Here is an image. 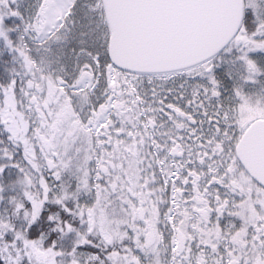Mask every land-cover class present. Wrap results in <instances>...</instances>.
Here are the masks:
<instances>
[{"label":"snow or ice","instance_id":"6c2138e0","mask_svg":"<svg viewBox=\"0 0 264 264\" xmlns=\"http://www.w3.org/2000/svg\"><path fill=\"white\" fill-rule=\"evenodd\" d=\"M0 264H264V0H0Z\"/></svg>","mask_w":264,"mask_h":264}]
</instances>
